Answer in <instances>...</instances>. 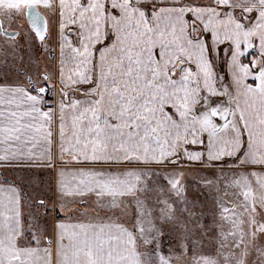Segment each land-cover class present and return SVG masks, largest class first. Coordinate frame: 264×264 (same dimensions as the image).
<instances>
[{"label":"snow or ice","instance_id":"snow-or-ice-1","mask_svg":"<svg viewBox=\"0 0 264 264\" xmlns=\"http://www.w3.org/2000/svg\"><path fill=\"white\" fill-rule=\"evenodd\" d=\"M4 2L0 0V12ZM63 3L52 0L48 5L57 6L61 21ZM75 3L79 11L91 10L90 18L58 24L55 47H50L52 32L46 30L45 17L28 9L37 44L33 51L55 53L49 58L55 61L53 72L45 69L32 76L7 60L0 63V264H153L158 244L130 259L129 247L135 248L137 239L132 233L138 231L142 243L155 244L168 235L160 226L168 222L183 236L187 225L175 220L174 206L158 225L143 219L151 213L139 211L146 201L137 200L132 230L113 214L123 206V196L133 190L146 192L152 182L147 169L135 166L170 162L183 167L173 158L180 155V146L189 167L220 168L219 176L195 183L231 187L242 200L239 208L249 216L251 247L244 248L235 264H243L250 252L264 261V201L248 202L249 194L264 186V0H212L210 5L183 0ZM237 4L244 6L238 9L244 13L239 19ZM251 4L257 5L254 16L245 10ZM213 18L230 24L235 35L222 38L211 27ZM0 33L19 35L4 32L2 20ZM13 71L27 86L9 82ZM53 78L61 89L55 108L47 100L56 88L49 86ZM240 167L245 176L224 175L225 169ZM17 172L21 175H14ZM181 177L182 172H176L159 179L175 192L181 189ZM186 189L185 183L183 203ZM221 195L227 196V191ZM90 196L97 213L107 215L75 218L86 217L81 211L59 219L66 206L62 201L83 208ZM216 203L218 216L227 213L234 220L239 214L219 199ZM49 213H56L57 222ZM217 235L227 240L236 231L217 229ZM243 242L241 230L231 247L239 249ZM191 244L202 246L196 239ZM220 248L217 243L218 252ZM181 250H190L187 237ZM232 256L223 253L226 264H232ZM193 259L198 264L209 258Z\"/></svg>","mask_w":264,"mask_h":264},{"label":"rangeland","instance_id":"rangeland-1","mask_svg":"<svg viewBox=\"0 0 264 264\" xmlns=\"http://www.w3.org/2000/svg\"><path fill=\"white\" fill-rule=\"evenodd\" d=\"M52 3V0H5L3 5V11L0 12V18L3 21V26L5 30L9 28H14L19 33L16 38H7L0 33V63L4 60L8 61V64L15 69L24 72L28 75L35 76L39 71L47 69L50 70V66L53 62L49 60L50 54L45 55L39 50L33 51L37 48L36 37L32 35V31L28 26L26 21L27 9L30 5H34L45 17L47 24L50 23L48 5ZM54 5V4H53ZM242 5V4H241ZM252 8H257L256 4H251ZM49 27V25H48ZM52 43V41H51ZM53 46V44L51 45ZM49 47V46H45ZM32 57L35 59L33 62H29ZM38 63H35V61ZM24 80L23 77L13 71L9 73V81H20ZM50 86V82H49ZM50 97L47 98L50 100ZM50 102L48 104L50 105ZM178 159L180 167L169 162L168 166L165 164L163 167L155 168H142L147 169L146 175L151 177V183L148 185L146 192L138 193L136 191H130L127 195L123 196L121 199L123 201V206L113 214L114 218H118V222L126 226L129 230L134 228V221L136 219V213L138 211L136 207L137 200L146 201V204H142L139 211L142 213H148L150 211L151 215L143 216V219H152L160 224V219L164 216L172 206H174V212H172L173 217L177 222L183 221L187 225V233H182L178 229H171L170 224L165 222L160 225L164 228V231L168 233L165 239L162 241L157 240L155 244H145L141 242L140 233L138 231H133V236L137 237L136 247H129L130 259L135 260V252L141 254L148 253L153 250V248H158L156 255L152 257L153 264H161L159 258H163L165 261H170V264H194L193 257H208V260L201 259L198 264H226L223 258V253H233L232 264L236 261L241 260V253L244 248H250V241L248 238L249 225L247 223L249 216L240 211L239 205L242 203L240 197L234 194L233 188L225 189L218 183H214L213 186H200L195 183L196 181H202V178H212L220 175V168L212 167L211 164L205 165L203 168L201 165L196 164L189 167L188 161H184L182 157H173ZM182 158V159H181ZM168 170H172V173L182 172L181 177V189L173 192L167 184L164 183L159 177L171 175ZM261 172V170H257ZM238 173L240 177L246 175V170L242 168L237 169H225L224 175L229 176L233 173ZM3 176H8L9 179L12 178L13 174L8 172H3ZM14 175L19 176L21 173L17 172ZM45 182L48 180L47 170H44L42 177ZM143 182L141 181V184ZM187 185V203H183V185ZM242 184L245 181H241ZM133 187H135L136 180L133 178ZM46 186V185H45ZM125 191H128L126 186ZM30 190L25 188V192ZM227 191V196L221 195V193ZM51 194V193H49ZM216 199H219L222 204L227 205L230 208H235L237 213H239L235 219L227 213L217 215V203ZM255 200L257 203L264 201V186L256 187L254 195L249 194L248 202L251 203ZM192 201H197L198 206L193 208ZM65 203L64 210L61 209L59 219L63 220L65 214L69 212L79 213L84 211L87 213L86 217H78L77 219H92L97 215L103 217L107 215L105 212H99L94 208V198L88 197L86 201V206L81 207L79 204L70 203L67 201H62ZM161 202H164L163 204ZM28 203V200H25ZM164 209L162 212L161 209ZM27 211V209H25ZM65 211V212H64ZM195 213V215H191ZM52 217V222H57L56 213H49ZM260 218L264 219V211L260 213ZM243 222V223H242ZM199 225H202L200 227ZM217 229L222 233H230L236 231V236L228 235L227 240L223 236L217 235ZM244 232V242L241 248L233 249L231 245L236 241L240 235V231ZM183 237L188 239V248L190 250H181V241ZM196 239L202 243L192 245L191 240ZM264 242V237L260 238ZM217 243L221 245L220 251H217ZM243 264H264V261L258 262L255 253L250 252L246 259H244Z\"/></svg>","mask_w":264,"mask_h":264},{"label":"crops","instance_id":"crops-1","mask_svg":"<svg viewBox=\"0 0 264 264\" xmlns=\"http://www.w3.org/2000/svg\"><path fill=\"white\" fill-rule=\"evenodd\" d=\"M183 2L186 3V4H193V3L201 4V5H210V4H212V0H183ZM224 2L226 3L227 0H224ZM56 7L57 6L54 4L51 8H48L49 17H50L51 21H50L49 24H47V30L50 29L51 32H52V40L51 41H52V44H53V46H50V47H55V34H56V27H57L58 24L63 22L64 25H70L72 23V21H73V17H75L78 21H82L84 19L90 18V11L91 10H89L88 12L79 11L78 10L79 6L75 3V0H64V3L62 5V8H63V20L62 21H61V17L55 14ZM240 7H244V6L241 5V4H237L235 6V15H236L237 19H239V17L244 14V13H242V12H240L238 10ZM245 10L246 11H250L251 12V16H254L256 14L257 8H252V6H247V8ZM219 11L222 13L224 11V9H220ZM25 15H26V13H25ZM251 16L249 17V19H251ZM26 21H27V18H26ZM46 23H47V20H46ZM48 25H49V27H48ZM28 26H29V23H28ZM211 27L214 28L220 34V36L222 38L225 37V34L235 35V33H234V31H233V29H232L230 24L222 25L218 20H215L214 18H213V22L211 23ZM29 28H30V26H29ZM13 30H15V29L14 28H9L8 29V31H13ZM224 46L230 47V45H228V44H225ZM52 55H55V53H51L50 54V56H52ZM51 62H53V63L50 66V70H51V71H49L50 73L55 70V61L52 60ZM9 82L25 84V86H27L25 81H23V80H20V81H9ZM52 84L56 85V88L54 89L53 94H52V96H51L49 101H51L50 102V106L55 108L56 101L59 99V97L56 96V95L61 89H60V85L57 83V80L55 78H53L50 81V86ZM47 98H49V97H47ZM176 151L180 153V155L177 156V157H182L183 158V146H180L179 148H177ZM150 159H151V157H150ZM184 161H186V160H184ZM165 164H167V166H168L169 162H166V163H143V164L136 165L135 167L155 168V167H163V166H165ZM240 168H242V167H240Z\"/></svg>","mask_w":264,"mask_h":264},{"label":"water","instance_id":"water-1","mask_svg":"<svg viewBox=\"0 0 264 264\" xmlns=\"http://www.w3.org/2000/svg\"><path fill=\"white\" fill-rule=\"evenodd\" d=\"M29 7H32V8H34L37 12H39V10H38L34 5H30ZM29 7H28V9H29ZM28 9H27V12H26V18H27V15H28ZM39 14L42 15L43 17H45L42 13L39 12ZM0 20H1V18H0ZM45 20H46V18H45ZM29 26H30V25H29ZM46 30H47V23H46ZM4 32H16V31H8V30H5V29H4ZM16 33H18V32H16ZM1 35L6 36V35H4L3 33H1ZM6 37H7V38H16V37H9V36H6Z\"/></svg>","mask_w":264,"mask_h":264}]
</instances>
